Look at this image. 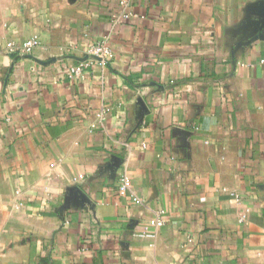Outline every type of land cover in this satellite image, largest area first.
Wrapping results in <instances>:
<instances>
[{
	"label": "crops",
	"instance_id": "0c3cea01",
	"mask_svg": "<svg viewBox=\"0 0 264 264\" xmlns=\"http://www.w3.org/2000/svg\"><path fill=\"white\" fill-rule=\"evenodd\" d=\"M122 1L0 0V264H264L262 0Z\"/></svg>",
	"mask_w": 264,
	"mask_h": 264
},
{
	"label": "built area",
	"instance_id": "2783aa9c",
	"mask_svg": "<svg viewBox=\"0 0 264 264\" xmlns=\"http://www.w3.org/2000/svg\"><path fill=\"white\" fill-rule=\"evenodd\" d=\"M122 11L118 16L113 17V22L115 24H119L123 21H126L130 17H132V12L130 9V2L129 0H124L120 3ZM39 46V40L37 37H32L25 39L21 41L20 43H16L13 41L7 42L5 45L6 52L11 55L12 57L15 56H30L32 55L33 51ZM87 57H96L100 61H96L93 59H87L84 62H79L76 66H73L69 68V70L66 72L67 76L72 78H79L81 76V73L84 69L88 68V66L92 62H101L106 63L111 58V50L108 46V43L106 40L96 42L94 44H91L88 46L86 51ZM109 112L108 108L103 109L99 114L98 117L101 120H104V115H106ZM130 191V183L129 178L126 174H123L119 178V182L117 185V192L119 195L124 196ZM230 196L236 200L240 201L242 198L238 194H230Z\"/></svg>",
	"mask_w": 264,
	"mask_h": 264
},
{
	"label": "water",
	"instance_id": "95a60500",
	"mask_svg": "<svg viewBox=\"0 0 264 264\" xmlns=\"http://www.w3.org/2000/svg\"><path fill=\"white\" fill-rule=\"evenodd\" d=\"M254 9H257L258 16L257 20L253 21L250 19V16L252 14H256L254 12ZM247 22H250L254 26V36L251 41H256V40H264V0L259 2L256 6H252L247 10ZM250 42H248L249 44ZM21 58L24 59H31L30 56H23ZM93 59L96 61H100L96 57H87L80 62H84L87 59ZM138 105L141 107V110L143 111L142 114L146 111V106L145 103L143 102L142 99H138ZM142 118V117H141ZM178 133H181L179 130L177 131ZM79 206L81 208H84L85 206L91 205V200L89 197L78 187H72L67 189L66 196H65V203L63 205L64 210H69L71 206Z\"/></svg>",
	"mask_w": 264,
	"mask_h": 264
}]
</instances>
